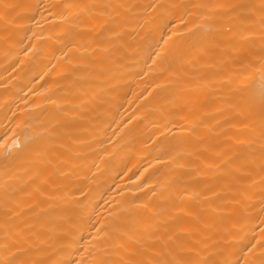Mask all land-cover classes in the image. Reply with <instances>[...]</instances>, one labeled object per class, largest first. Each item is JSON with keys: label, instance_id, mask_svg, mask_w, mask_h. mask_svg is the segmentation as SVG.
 <instances>
[{"label": "bare ground", "instance_id": "obj_1", "mask_svg": "<svg viewBox=\"0 0 264 264\" xmlns=\"http://www.w3.org/2000/svg\"><path fill=\"white\" fill-rule=\"evenodd\" d=\"M262 2L0 0V264H264Z\"/></svg>", "mask_w": 264, "mask_h": 264}, {"label": "snow or ice", "instance_id": "obj_2", "mask_svg": "<svg viewBox=\"0 0 264 264\" xmlns=\"http://www.w3.org/2000/svg\"><path fill=\"white\" fill-rule=\"evenodd\" d=\"M101 7H103V8H109V7L121 8V7H123V5H117V6L102 5ZM221 7H223V6H221ZM229 7L236 8L239 6L230 5ZM260 12H261V25L264 26V2H262L261 6H260ZM100 15L105 16L107 14L104 12H101ZM109 23H110V21L108 19H105L102 27H106ZM260 94H261L262 99H264V83L261 84ZM5 211H6V213L11 212L14 215L16 214L13 212V210L10 207H7V205H5ZM122 247H123V245H122ZM143 247H144L143 244H141L140 247L137 248L136 253H138ZM136 253H134L133 255L135 256ZM9 264H12V262H9ZM33 264H43V262L36 261V262H33ZM58 264H73V262L72 261L58 262ZM77 264H78V262H77ZM100 264H106V262L101 261ZM125 264H216V262H214L212 260H207V259L202 260V261H189V260H183V259H178V260L177 259H173V260L157 259L154 257L150 260H143V259L136 260L134 258H129V260L126 261Z\"/></svg>", "mask_w": 264, "mask_h": 264}]
</instances>
